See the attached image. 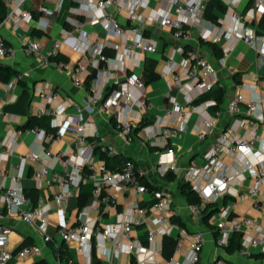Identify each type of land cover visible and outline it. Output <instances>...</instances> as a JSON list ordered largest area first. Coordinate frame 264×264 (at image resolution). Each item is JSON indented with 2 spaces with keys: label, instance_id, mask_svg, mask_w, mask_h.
<instances>
[{
  "label": "built area",
  "instance_id": "2783aa9c",
  "mask_svg": "<svg viewBox=\"0 0 264 264\" xmlns=\"http://www.w3.org/2000/svg\"><path fill=\"white\" fill-rule=\"evenodd\" d=\"M1 1L5 5L2 23L13 29L28 25L32 15L23 7L26 0ZM210 1L157 0L158 8L162 12H159L158 8H149L139 19L136 8L145 7L148 0H87L79 5L84 18L73 19L72 23L77 27H81L85 22L101 24L105 29L121 37L125 56H131L136 52L154 53L158 50L157 41L143 34V28L150 22L167 27L176 38L188 37V32L184 28L185 23L204 22L210 28L207 35L209 41L220 44L219 61L222 64L226 63L237 40L249 43L259 53H264V27L262 33H257L254 26L256 14L264 12V0H219L225 5V14L235 24L234 28H227L224 20L220 23H211L203 19V13ZM112 9L124 10L133 25H122ZM183 17H187L188 21L186 22ZM22 45L25 53L34 54L43 63L53 64L67 72L75 86L83 85L85 63H72L55 58L60 45L57 40L54 39L49 46L39 40H27ZM102 46L98 41L94 42L99 59L107 60V56L102 53ZM9 51L0 36V59ZM176 52L184 54L180 62L174 59ZM180 65L182 71L178 73ZM160 74L170 75L178 84L182 96V101L168 96L170 104L163 111L167 120L162 122L157 131L159 140L156 143L163 147V150L158 154L155 171L164 176L168 171L173 174L179 172L172 148L167 145V139L185 127L189 113L196 111L200 115L195 135L197 139L203 140L214 133L220 110L215 109L213 114L207 111V107L214 103L213 100L193 104L195 96L188 90L194 88L199 92L206 91L217 81L213 63L200 52L196 50L185 52L181 45L171 47ZM182 76L187 80V86L182 84ZM20 77L21 75L17 74L12 81L3 85L10 87L13 81ZM251 78L264 87V76L251 75ZM245 83L244 81L242 84ZM144 88L145 83L140 76L129 74L123 78L117 77L114 80V87L105 98H102L101 90L91 84L88 87L87 98L90 106L100 104L104 109L110 110L123 104L127 108L125 117H115L114 127L128 143L132 127L142 117L141 111H133L132 106L137 105L141 109L150 106V102L144 98ZM34 92L49 106L38 107L32 110L30 115L50 113L52 115L50 126L55 128V131L47 132L37 126L23 129L34 135L33 145L16 163L10 164L14 169V172L10 173L5 163L16 151L22 129L16 126V115L3 111L0 105V117L5 116L12 123L0 137V220L6 215L14 216L26 225L34 227L43 242L53 240V236L47 231L49 219L42 197L38 196L35 204H32L20 184L22 168L26 162H30L36 188L44 189L52 184L58 185L51 198L58 208L65 209L68 197L82 182L91 183V199L81 207L78 224L62 226L57 231L62 241L72 244L75 250L86 254V264H90L92 239L108 241L113 247L122 249L129 259V264L132 259L133 264L199 262L206 240L204 232L202 230L188 232L181 229L174 235L177 224L171 220L176 213L173 195L162 188L148 187L143 182L146 170L137 164L135 158L126 157L120 167L114 170L110 169L103 159L90 158L88 155L90 147L86 145L89 142L98 144L100 152L107 155L116 151L113 144L99 136L92 122H81V116L72 119L76 123L74 146L67 145L54 152L49 146L44 145L45 141L59 140L67 129L70 121L69 117L64 115L67 101L60 88L48 80L36 83ZM11 98L14 100V95ZM6 102L9 103V100ZM240 102H245L247 117L233 116L239 110ZM226 111L233 118L226 127L215 134L211 144L202 154V162L183 167L181 173L183 180L199 197V204H190L192 214L202 213L206 203H215L217 206V210L208 218V222L215 229L214 245L219 249L213 257L212 264H248L229 260L225 247L228 246L232 233L238 232L241 245L235 253L246 255L248 247H254L259 249L257 253L264 256V136L259 137L256 133V121H264V111L259 104V97H250L246 100L240 92L234 93L227 101ZM157 121L160 123L162 119L159 118ZM247 178L250 181L247 191L239 192L235 185ZM109 189L114 191L133 189L137 196H146L147 201L141 202L137 199L118 208L115 196ZM245 197H251L252 206L257 211L256 217H249L236 211L237 201ZM92 210L99 213L92 216L90 214ZM111 212H114L113 218L102 224L100 222L102 216ZM135 228L144 235V242L133 237L132 231ZM11 231L10 225L0 222V264H8L12 258L22 259L41 255V246L36 243L23 245L15 250L9 249L7 242ZM166 235L175 236L173 254L161 257L160 246ZM174 254H182L183 259L175 258Z\"/></svg>",
  "mask_w": 264,
  "mask_h": 264
},
{
  "label": "crops",
  "instance_id": "0c3cea01",
  "mask_svg": "<svg viewBox=\"0 0 264 264\" xmlns=\"http://www.w3.org/2000/svg\"><path fill=\"white\" fill-rule=\"evenodd\" d=\"M85 1L87 0H26L23 7L29 10L32 15L28 25L13 29L9 25L0 23V36L3 38L6 47L10 49L8 54L0 59V68H10L15 71V74L8 81L0 77V105L3 111L16 115V126L22 129L18 147L9 161L5 163V166L10 173H13L14 169L10 164L16 163L19 157L25 155L32 147L34 135L28 130L23 131V129L29 128H23V126L28 121L32 110L41 106H49L34 92L36 83L48 80L54 86L60 88L63 97L66 99L67 107L64 115L69 117L70 121L59 140L54 142L45 141L44 145L49 146L54 152L63 149L67 145L74 146L76 139L74 128L76 123L72 119L81 116V122H92L99 136L115 146L116 151L109 154L110 156L121 154L122 156L135 158L137 164L146 170L144 182L169 191L173 195V207L176 212L173 216L179 217L184 223L183 226H180L174 222L177 224L174 235H177L181 229H185L188 232L202 230L206 240L202 248L199 264H212L214 255L219 251L214 245L215 229L209 222L205 223L202 221L203 213L192 214L190 212V204L185 202L180 193V187L184 181L181 170L191 163L199 164L202 162V154L211 144L215 134L226 127L233 116L247 117L245 102H240L239 110L233 116L226 111V103L234 93H242L246 100L250 97H259V104L262 105L264 111V87L251 78V75L256 77L264 76V53H259L249 43L237 40L226 63L222 64L219 61L221 56L220 44L213 43L207 38L210 29L209 25L204 22L190 24L187 22V17H183L187 22L184 24V28L188 32L187 38H176L167 27L152 22L146 23L143 28V34L157 41L158 50L154 53L136 52L131 56H125L121 37L115 35L109 29H105L101 24L85 22L81 27H77L72 23L73 19L84 18V15L80 12L79 5ZM158 7L157 0H148L147 5L145 7H137L136 12L139 15V19H141L149 8ZM225 10L223 3L219 0L218 2L215 1L207 7L203 13V19L211 23H220L221 20H224L227 28H234L235 24L226 16ZM158 11L162 12L160 8H158ZM112 12L122 25H133L124 10L115 11L112 9ZM262 16H264V12L256 14L257 18L254 26L257 33L263 32L264 21L261 22ZM54 39L60 43L58 50L60 58L72 63H85L86 73L82 86H75L67 72L56 68L53 64L43 63L34 54H28L23 51L22 44L24 41L39 40L42 44L49 46ZM97 41L103 45L102 53L107 56V60L99 59L94 47V42ZM213 44H216L220 49L219 54L213 48ZM178 45H181L185 52L191 50L200 52L213 63L217 77L213 88L210 91L202 92L194 88H189L188 90L195 96L193 104L213 100L214 103L207 107V111L213 114L215 109H219L220 115L217 118L214 133L203 140H199L195 135V127L200 123V115L196 111L189 113L185 127L167 139V145L172 148L179 172L174 174L172 180H165L163 176L155 171L158 154L163 150V147L156 143L159 140L157 131L162 126V122L167 120L164 118L163 111L170 104L168 96L174 97L177 101H182V96L179 92L178 84L170 75L160 74V70L165 62L168 50ZM183 56L184 54L176 52L174 59L180 62ZM181 71L182 66L180 65L178 73H181ZM147 72L153 75V79L144 82L143 95L150 102V106L143 109L137 105L132 106L133 111H141L142 117L132 127L131 138L126 143L114 127V120L116 116L125 117L127 108L123 104H119L110 110L104 109L100 104L90 106L87 98L88 87L91 84L96 85L101 90L102 98H105L114 87V80L117 77L123 78L125 75L135 74L145 81ZM17 74H20L21 77L13 81L10 87L3 85L12 81ZM244 81L246 82L245 85L242 84ZM181 82L187 86V80L183 76ZM219 87L224 89V95L219 103L214 106L215 95ZM13 95L15 98L11 100ZM7 100H9V103L6 102ZM11 104H15L17 109L22 108L25 112H19L17 109H6V106ZM30 116H34L44 123V125L37 127L47 132L55 131V128L50 126L52 117L50 113ZM159 118L162 119L160 123L157 121ZM11 125L12 123L5 116L0 117V137ZM256 133L259 137L264 136V121H256ZM86 145L90 147V153L88 152L90 158L93 160L102 159L98 144L89 142ZM110 163H113V161ZM58 167L57 169L60 168ZM19 180L23 191L34 188L37 191V197H42L49 219L47 231L53 236V240L43 242L41 235L34 227L26 225L14 216L6 215L0 222L8 224L12 228L7 242L9 249L15 250L23 245L34 243L40 245L42 249L41 255L22 259L12 258L8 264H34V262L42 259L47 264H86V254L75 250L72 244L65 242L66 247L70 251L68 261L63 257L64 252L59 256L54 251V248L62 243V240L58 239L57 235L59 227L78 224L81 207L91 199V183L88 181L82 182L78 188L74 189L73 194L68 197L65 209H61L56 207L51 199L52 193L58 189V185L52 184L44 189L36 188L32 178V165L30 162L24 164ZM249 183V178H247L245 181L236 184L235 188L239 192H246ZM109 191L115 196L118 208L137 199L141 202L147 201L146 196H137L133 189L116 191L109 189ZM236 211L249 217H256L257 215L256 209L252 206L251 197L238 200ZM98 213L99 211L97 210L90 212L92 216H96ZM113 213L104 214L100 222L103 224L111 220ZM132 235L144 242V235L138 229H133ZM170 236L175 240V236ZM173 245L174 243H168L163 246V243H161L159 256H171L173 254ZM250 249L251 247H248L246 255H239L233 252L231 254L226 253V257L234 263L264 264V256ZM63 251H65L64 248ZM107 251H109L108 254H106ZM89 256L90 259L91 256H94L99 261V264H129V259L122 249L113 247L108 241L92 239ZM174 257L179 260L183 259L182 254H174Z\"/></svg>",
  "mask_w": 264,
  "mask_h": 264
},
{
  "label": "trees",
  "instance_id": "16d2710c",
  "mask_svg": "<svg viewBox=\"0 0 264 264\" xmlns=\"http://www.w3.org/2000/svg\"><path fill=\"white\" fill-rule=\"evenodd\" d=\"M215 1L218 2V0H211L207 4L206 9L209 5L213 4ZM4 14H5V5L0 0V17H3ZM262 21H264V16H262V18H261V22ZM213 48L216 50L217 54H219L220 49L218 48V46H216V44H213ZM55 58H60V56L57 55V56H55ZM14 74H15V71L11 70L10 68H0V77L5 81H8ZM151 79H153V75L147 72L146 79L144 82H148ZM212 88H210L206 91H210ZM223 95H224V89L219 87L217 89V94L215 95V105L214 106H216L219 103V101L222 99ZM6 109L16 110L17 108H16L15 104H11V105H7ZM17 110H19V112H25L22 108L17 109ZM41 125H44V123L41 122L40 119L29 115L28 121L23 126V128L33 127V126H41ZM100 156L105 161L106 165L108 167H110V169H112V170L119 168L120 165L122 164V161L126 158V156H122L121 154L110 156V155H107V154L102 153V152H101ZM111 161H113V163H110ZM120 162H121V164H120ZM163 177L165 180H172L174 178V174L171 171H168ZM143 182H144V180H143ZM144 183L148 187L152 186L150 184H147L146 182H144ZM24 193L30 197L32 204H35L36 199H37L36 189L30 188L28 190H24ZM180 193H181V195H182V197L186 203H188V204H199L200 201H199L198 195L190 188L189 184L186 181L182 182L181 187H180ZM215 210H217V206L215 203H206L202 209V213L204 214L202 217V221L205 223H208L209 216ZM171 220L173 222H176L180 226L184 225L183 221L177 216H172ZM172 238L173 237L168 236V235L164 236L162 239L163 246H165L168 243H174L175 240ZM240 245H241L240 244V234L238 232H234V233H232V235L230 237L228 246L225 247V252L228 254H231V253L235 252L237 249H239ZM63 248L65 249V251H63ZM54 251L59 256H61L62 252H64L63 257L65 258L66 261H68V259L70 258V251L66 247V244L64 241H62V243L60 245H58V247L54 248ZM34 264H47V262L44 259H42V260H38V261L34 262ZM90 264H99V261L94 256H91ZM130 264H133V259L131 260ZM195 264H199V262H197Z\"/></svg>",
  "mask_w": 264,
  "mask_h": 264
},
{
  "label": "rangeland",
  "instance_id": "374dc122",
  "mask_svg": "<svg viewBox=\"0 0 264 264\" xmlns=\"http://www.w3.org/2000/svg\"><path fill=\"white\" fill-rule=\"evenodd\" d=\"M58 239H60V237L58 236ZM251 251H254V252H258V248H254V247H251V249H250Z\"/></svg>",
  "mask_w": 264,
  "mask_h": 264
},
{
  "label": "water",
  "instance_id": "95a60500",
  "mask_svg": "<svg viewBox=\"0 0 264 264\" xmlns=\"http://www.w3.org/2000/svg\"><path fill=\"white\" fill-rule=\"evenodd\" d=\"M2 22V17H0V23Z\"/></svg>",
  "mask_w": 264,
  "mask_h": 264
}]
</instances>
